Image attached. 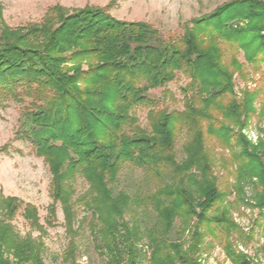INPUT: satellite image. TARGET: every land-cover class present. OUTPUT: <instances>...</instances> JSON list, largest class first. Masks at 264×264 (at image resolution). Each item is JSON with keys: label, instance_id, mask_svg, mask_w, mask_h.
Instances as JSON below:
<instances>
[{"label": "trees", "instance_id": "obj_1", "mask_svg": "<svg viewBox=\"0 0 264 264\" xmlns=\"http://www.w3.org/2000/svg\"><path fill=\"white\" fill-rule=\"evenodd\" d=\"M114 1L54 4L40 21L17 28L0 22V106L22 104L16 133L48 165L50 217L58 202L74 235V204L89 210V227L109 264H136L143 238L149 264H201L206 235L221 242L232 262L249 264L233 250V234L249 235L231 209L245 201V181L260 186L249 204L264 209V141L253 144L243 132L264 94V0L223 1L168 37L146 21L113 16ZM245 65L259 76L254 88L244 84L238 93L234 78H245ZM178 74L187 80L179 87L181 109L148 96L156 88L171 94L168 84ZM140 106L147 108L144 126ZM208 141L231 152L222 161L224 179ZM126 167L143 174L133 196L112 187ZM78 176L88 186L73 198ZM140 206L155 213L145 229L123 218L126 210L135 217ZM20 207L44 231L33 204L0 193V264H45L41 236L21 237L11 225ZM176 220L178 237L169 239Z\"/></svg>", "mask_w": 264, "mask_h": 264}, {"label": "rangeland", "instance_id": "obj_2", "mask_svg": "<svg viewBox=\"0 0 264 264\" xmlns=\"http://www.w3.org/2000/svg\"><path fill=\"white\" fill-rule=\"evenodd\" d=\"M111 0H0V22L10 28H17L29 22L41 20L46 9L54 4H60L68 8H80L85 5L105 6ZM226 0H115L110 8V13L126 20H143L158 28L164 37L182 33L181 23L191 17L207 13L215 6ZM238 59L243 61V54L238 53ZM264 69V66L262 67ZM245 78L235 75V90L247 85L254 88V79L258 78V72H254L245 65ZM183 75L178 76L168 84L171 94H163L162 88L151 89L148 96L155 98L159 105H167L169 109L182 108V96L179 87L186 83ZM256 112L250 117L248 127L243 130L249 141L257 144L259 139L264 141V94L255 100ZM263 107V108H262ZM22 104L8 101L0 106V193L4 196H16L23 202L33 204L38 212L39 222L43 225L41 232L32 227L22 215L20 207L10 220L13 229L21 236L30 234L36 238L41 236L44 244L43 260L45 264H109L99 241L95 240L88 221L91 212L79 204H74L75 221L74 235L66 231L64 216L60 204L56 203L55 218L50 217L48 206L53 199L49 193L51 174L48 165L42 157L37 156L33 146L16 133L19 126V117ZM147 108L140 106L136 109L141 126L146 124ZM182 139H178L177 152L181 155ZM215 172L224 179L226 173L223 170V162L230 159L231 152L228 148L219 146L213 141H208ZM223 161V162H222ZM143 174L138 169L126 167L122 169L117 181L112 185L114 191L125 190L131 196L137 193L141 185ZM229 179L234 182V176ZM75 198L87 188L86 181L78 176L73 181ZM260 186H255L250 181H245L243 197L245 201L238 207L231 209L234 220L242 227L248 237L239 239L233 234L230 240L233 250L246 255L249 264H264V209L259 211L249 203L255 201ZM145 189V188H144ZM230 201L234 195L229 196ZM123 218L130 223H136L141 229L148 228L155 222V213L151 209L136 208L135 217L131 211L126 210ZM51 220V223L48 220ZM179 221L174 222L173 228L168 234L169 239L178 237ZM188 234L184 235L187 237ZM73 241V242H72ZM137 246L142 249V254L137 258L136 264H149V248L146 238ZM73 247L69 255L70 248ZM203 250L200 255L201 264H236L225 254L221 242L213 240L206 235L203 242Z\"/></svg>", "mask_w": 264, "mask_h": 264}]
</instances>
